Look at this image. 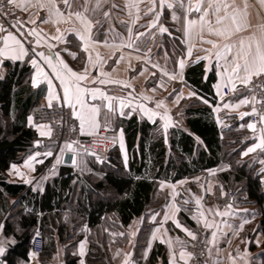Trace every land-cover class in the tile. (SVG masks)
I'll use <instances>...</instances> for the list:
<instances>
[{
  "label": "trees",
  "instance_id": "1",
  "mask_svg": "<svg viewBox=\"0 0 264 264\" xmlns=\"http://www.w3.org/2000/svg\"><path fill=\"white\" fill-rule=\"evenodd\" d=\"M110 3L113 4L109 1L104 9ZM118 10V6L116 11L111 7L114 21L118 18L117 12L124 15ZM161 12L160 26L164 25L168 32L156 34L154 51L164 56L169 65L170 62L175 65L178 56L185 55V46L171 10L165 8ZM115 22L120 30L118 34H124L129 25ZM108 28H112V21L94 28L93 38L113 40L115 36L108 34L110 31L107 33ZM3 65L5 73L0 74V219L4 217L3 238L14 241L7 245L4 256L7 264H17L19 258L28 260L29 242L37 226L44 236L41 260L50 259L61 244L65 249V264H79L76 247L87 236L90 242L87 263L113 264L114 250L129 242L128 230L137 218L141 222L134 241V258L139 264H158L159 261L167 264L166 245L156 240L150 243L156 225L152 216L169 201L161 184L212 169H217L215 176L227 193L225 201L233 198L238 205L255 206L253 212L259 216L257 232L263 236L258 257L264 264V168L259 167L264 155L260 160H255L252 154L244 155L258 137L247 138L251 130L247 127L249 115L240 120L237 115L225 112L231 125L217 121L212 108L218 98L212 90L215 76L204 80L202 63L190 64L185 71V81L197 95L180 103L178 110L184 118L179 124L165 129L161 121L150 122L136 114L119 119L114 129L120 133V142L110 155L115 167L100 165L90 155H80L77 171L63 165L51 169L41 191L12 181L8 170L12 164L22 163L35 151L43 149L35 144L40 137L27 118L33 115L37 122L48 121L50 108L40 105L44 95L42 87L34 88L31 84L32 65L11 60L4 61ZM159 77L163 78L157 72L148 85L156 84ZM247 94L249 91L229 93L225 101ZM121 142L127 150L126 160ZM14 200L16 202L12 203ZM195 208L189 201L185 206L187 211ZM187 211H180V220L191 228L194 223Z\"/></svg>",
  "mask_w": 264,
  "mask_h": 264
},
{
  "label": "crops",
  "instance_id": "2",
  "mask_svg": "<svg viewBox=\"0 0 264 264\" xmlns=\"http://www.w3.org/2000/svg\"><path fill=\"white\" fill-rule=\"evenodd\" d=\"M113 2L115 5L118 6V11H125L126 15H118L119 18H125L129 27L136 26L141 19V17L147 12L148 9L152 7V0H143L140 3V12H139V19L136 20L135 24H132V20L135 18V11L133 10V16L128 15V9L125 7L126 0H109ZM82 3L83 0H80ZM196 0H193L195 4ZM232 0H229L231 3ZM248 7V20L251 23L252 27L248 31H242L238 34H234L231 36L230 39L218 38L215 36H210L205 33V39H212L216 41V43L220 46L217 49H213L209 44H202L199 40L194 39L191 43L194 45L192 48L191 56H188V43H185V36L183 32V19L180 20H173L175 25L178 27L180 38L185 46V55L178 56L177 63L173 66L166 63V69L160 65L156 64L149 60L146 55L141 51H134L133 49L123 48L120 51H115L114 49L106 48L101 45L97 47L89 46L88 52L82 50V46H77L79 41L74 37L73 34L67 32L68 29L73 28L76 26L75 21H68V22H61L59 24H55L52 22L45 23V19L47 18V10H38L37 8L29 7L28 10H23L22 7H18L22 13L25 15V21L18 25L19 31L24 33V36L21 37L22 42L24 43L25 49L28 51V55L25 56L23 59L20 60H13L10 58L0 57V74L5 73V67L3 65L4 61L11 60V61H22L28 62L31 64V59H36L43 69V73L47 74V79L43 74H37L36 68L33 67L32 77H31V84L34 88L42 87L44 91V95L40 100V105L45 108H51L47 106V95L49 91L48 80L52 81V85L56 91V93L61 97H63V89L60 86V81L56 79V76L51 67L40 57L35 56V52H44L46 56L51 55L53 62H56V54L59 53L60 58L73 70L77 73H83L85 68H87L88 79L86 81L81 82L83 87L86 88H99L102 91L107 92L109 95L117 96V97H124L130 100L132 103L130 106H126L123 108L124 115H120V109L116 102H114V107H116V112L108 113L106 109L101 110L100 113V122L103 125L105 118L107 117L108 121L110 122V127L113 128L115 123L120 119L129 118L131 115L136 114L141 118H145L150 122H154L155 120H159L162 122L163 126L165 125V121L160 119V116H155L152 119H149L147 115H145L139 105H144L147 109L155 111L160 114L167 113V116L170 120L167 122L169 129L171 126L179 124L180 121L184 118L182 111H179L178 108L180 103L186 98H190L192 96L197 95L195 90L185 81V71L190 64L194 63H202L204 68V75L203 78L206 80L209 76H215V80L212 83V90L217 95V103L212 104L213 112L217 121L225 122L227 125H231V120L226 119L225 112L229 114H235L241 120L243 118L248 117V115H243L244 113H249L253 107V103L250 102L248 104H240V101L244 99H249L251 101L252 98V91H250V85L245 87L244 85L236 82V91H230V85L222 86L220 92L223 95V99L221 96L217 94L216 85H221L223 82L221 80V69L217 66L216 60L214 57L210 58L209 60L200 59L197 61L198 57H203L208 55L203 49H210L212 53L223 48L225 43L228 44H239L241 39L245 40V43H251L252 41L249 37L252 36L254 33L256 38L259 39L261 36V32L259 29V25L264 24V8L261 7L258 0H247ZM24 0H16V4H23ZM59 7L61 9L64 8L62 2H59ZM236 4L243 9L244 8V0H236ZM112 5V3H110ZM105 8L104 10H111V7ZM107 5H105L106 7ZM124 9V10H123ZM73 11L79 10V5H73ZM117 10V7L114 8V11ZM169 10V9H168ZM156 11L161 12L159 6V0H156ZM231 11V9H230ZM177 15H181L182 13L177 12ZM30 20L34 21V23L29 22ZM123 20V19H122ZM116 21H119L118 19ZM130 22V23H129ZM57 28H59V33L57 32ZM31 29H35L37 33L40 35L39 44H37V37L35 35H28V32ZM17 30V28H16ZM17 36H19V32H13ZM65 34V38L68 41L67 43L59 42L53 37L59 34ZM7 33H0V37L6 35ZM72 36L73 39H69ZM96 40V39H95ZM119 41L110 40L109 43ZM3 46L2 40H0V47ZM51 46V47H50ZM69 53H75L76 58L73 59L72 55ZM91 53L92 55V63H88V54ZM97 53L100 54L101 57L104 58L106 63L102 65L97 61ZM114 53V55H113ZM124 56V60L121 61L118 65L116 64V59L120 56ZM185 60V67L181 72L179 68V60ZM95 65V66H93ZM153 65H157L158 67H153ZM115 69V70H114ZM101 71L105 73H109L110 76L103 77L100 75ZM159 72L162 74L163 78H159L154 85H148V81L152 79L156 73ZM167 72L169 75H175L177 78L169 79L168 75H164ZM141 73H143L141 75ZM180 74V75H177ZM93 79L97 82L93 83ZM100 79H111V80H119L126 82L131 85V87H122L121 85L108 83V84H100ZM37 81L36 85L34 86L33 81ZM166 80L168 82H166ZM162 85V86H161ZM166 85V87H164ZM155 89V91H153ZM225 89H229L230 93L236 92H246L249 91V94L243 95L238 97L236 100L225 101L228 97L225 93ZM168 94L166 97V101L163 100L165 107L164 110H160V108H155L156 98L160 94ZM131 94V95H129ZM147 96L150 99L145 100L142 97ZM87 102L89 104H96L101 105V100L93 101L90 96H86ZM56 99L52 101V107L56 106L59 103ZM228 104L230 107L225 108L224 105ZM236 105H240L236 107ZM79 106L77 105V110ZM216 109H219L217 111ZM71 117L76 119L73 115V109L68 107ZM29 117H31V124L37 129L39 134V140L42 137H50L51 135V128L48 121H35L33 115H28L27 121L29 122ZM79 123V120L76 119ZM43 127H38V126ZM80 126V125H79ZM264 127V124H262ZM103 127H101L102 129ZM50 135L42 136L40 133L49 132ZM84 136L88 134H82ZM38 140V141H39ZM257 142H254V144ZM253 144V145H254ZM252 145V146H253ZM37 146H41L40 143ZM40 150L35 151L31 156H29L24 162L19 164H12L15 165L16 168L13 169L12 165L10 166L8 173L10 179L12 181H18L24 183L28 188L39 189L40 191L43 188V185L49 176L42 177L40 175L41 171H38L39 166L45 162L50 156L44 155V153L53 151V143L51 141L43 147L41 146ZM122 152L123 157L127 159V150L125 144H123ZM246 152V151H245ZM256 152V151H255ZM255 152H250L247 156L252 154V157ZM39 153V155H37ZM63 156V155H62ZM91 156V155H90ZM35 157V159H33ZM59 160V163H56L51 169H55L60 167V165L71 167L73 171L78 170V157L77 163L75 166L71 165H64ZM39 161H43L40 163ZM30 165V166H29ZM217 169H212L207 171L204 174L193 176L191 178L181 179L177 182H163L161 184V188L167 192L169 195V201L166 205L163 206L160 212H156L153 214L152 219L156 222V225L152 231L151 236V244L153 241H158L166 245L167 249V264H173V253H175V264H187L189 263L188 257V249L187 247L181 243L184 236L187 233L183 229H188L189 231L193 232L196 237L200 238V230H205L207 236L205 237V242L212 240V233L215 232L217 234V242L215 244H210L206 242L207 250L209 256L212 258L214 264H261V259L258 257V252L261 249V245L263 242V236L261 233L257 232V220L258 214L257 212H253L255 210V206L253 205H238L233 198L230 201L226 200V191L222 189L220 185V180L215 176ZM27 181V182H26ZM163 185V187H162ZM186 193H189L191 197L195 199H205V203L200 205L195 209H191L187 211L185 209V201H189L186 197ZM181 194L184 196H181ZM14 200L12 203H15ZM179 208L180 211H187L188 218L194 223V226L191 228L186 226L180 220V211H176L175 209ZM209 209L212 211L209 212ZM186 210V211H185ZM219 211L222 215H216V212ZM203 213V216H201ZM168 216L169 219L165 221V216ZM195 217V219L193 218ZM179 221L181 224V228H178L174 221ZM200 221L198 223L197 221ZM247 221V222H246ZM140 219H135L130 229L128 230L130 240L126 244V246L115 249L113 253V264H125V260L128 261V264H139L138 261L134 258V241L139 231ZM205 224L211 225V227H205ZM0 225H3V231L0 232V238L5 236L4 234V217L0 219ZM168 225H171L168 226ZM242 226V227H241ZM38 227V226H37ZM36 227V228H37ZM155 236V239H153ZM182 236V237H181ZM257 241L259 242L257 244ZM84 245V255L81 256V248L80 245ZM150 244V247H151ZM90 248V242L87 236H84L79 242L76 247L77 254L79 256V264L81 260H83L84 264H88L86 260L87 253ZM209 249H211V253H209ZM64 246L61 244L57 245V249L52 255V257L48 260H41L40 258L34 264H65L64 261ZM185 252L184 260H180L179 253L180 251ZM149 251V250H148ZM5 256V255H4ZM3 256V257H4ZM17 264H29L28 260L23 261L20 258L17 261ZM158 264H161L159 261Z\"/></svg>",
  "mask_w": 264,
  "mask_h": 264
},
{
  "label": "snow or ice",
  "instance_id": "3",
  "mask_svg": "<svg viewBox=\"0 0 264 264\" xmlns=\"http://www.w3.org/2000/svg\"><path fill=\"white\" fill-rule=\"evenodd\" d=\"M9 4H16V0H7ZM64 5V8L61 9L59 7L58 0H24L23 4H17L16 6L22 7L23 10H28L29 7L37 8L38 10H47V18L45 19V23L52 22L55 24H59L61 22L75 21L76 26L67 30L68 33L73 34L74 37L79 41L77 46H82V50L88 52L89 46L97 47L101 45V42L95 40L93 38V30L94 28H98L102 26L104 22H108L111 19L110 9L104 10V6L109 3V0H83L81 3L80 0H59ZM143 0H126L125 7L128 9V15L133 16V10L135 11V18L132 20V24L134 25L136 20L139 19L140 12V3ZM261 7L264 8V0H258ZM78 4L79 10L73 11V5ZM160 9H169L171 10L172 19L180 20L183 19V32L185 36V43H188V56H191L192 48L194 45L191 43L192 40L197 39L200 43L209 44L213 49H217L220 46L216 43V41L212 39H205V33L210 36H215L218 38L230 39L232 35L238 34L242 31H248L252 25L248 20V2L244 0V8L241 9L237 4L236 0H232L229 3V0H196L195 4L193 0H159ZM111 7L115 8L117 5L114 3ZM231 9V11H230ZM2 11V9H0ZM148 12H155V18L148 25L149 28L156 27L157 23L160 20V16L162 12H156V0H152V7L148 9ZM177 12L182 13L181 15H177ZM145 14H148L147 12ZM97 16H102L103 20L95 18ZM29 22L34 23V21L30 20ZM20 22L17 21L15 24H12L11 27L17 28L19 32V36L4 28L2 24H0V33H7L0 37L2 40L3 46L0 47V57L10 58L13 60L23 59L28 55V51L24 47V43L22 42L21 37L24 36L22 31H19ZM22 27V25H20ZM259 29L261 32V36L259 39L256 38L253 33L249 39L252 41L251 43H245L244 39L239 41V44H228L225 43L223 48L212 53L210 49H203L208 55L203 57H198L197 61L200 59L209 60L214 57L216 60L217 66L221 69V85H216L217 94L221 96L223 99V95L220 92L222 86L230 85V91H236V82L248 87L253 81V78H259L264 76V24L259 25ZM59 28H57V32L59 33ZM110 32H114V29L109 28ZM159 32L161 34L168 32V29L160 26ZM127 37L120 39V35L117 33L113 40L119 39V43L112 42L106 39L102 42V46L110 49H114L115 51H120L123 48L133 49L134 51H139V46L137 41L141 39V37L145 36L146 33L140 32L135 35L133 38V29L132 27L127 28ZM28 35H35L37 37V44H39L40 35L36 32L35 29H31L28 32ZM171 35V33H169ZM53 39L58 40L62 43H67L68 41L65 38V34L61 33ZM51 47V46H50ZM35 56L42 58L49 67L52 68L56 79L60 81V86L63 89V104L61 106H67L73 109V115L76 119L79 120L80 131L81 134L94 135L99 132L101 127L105 131L110 129V122L107 117L104 120L103 125L100 122V113L102 108L106 109L108 113L116 112V107H114V102H116L120 109V115H124L123 108L131 105V101L124 97H117L113 95H109L107 92L102 91L99 88H86L82 86L83 81L88 79L87 68H85L83 73H77L73 71L59 56V53L56 54V62H53L52 56H46L44 52H35ZM72 55L73 59L76 58L75 53H69ZM114 55V53H113ZM124 60V56L120 55L116 59V64L118 65L121 61ZM97 61L102 65L106 63L103 57L97 53ZM88 63H92V55L88 54ZM31 64L34 68H36L37 74L45 75L47 79V74L43 73V69L40 67L38 61L36 59H31ZM95 66V65H93ZM153 67H158L157 65H153ZM185 67V60L182 58L179 60V68L182 70ZM115 70V69H114ZM143 73H141L142 75ZM103 77L110 76L109 73H105L101 71L100 73ZM164 75H168L169 79L177 78L175 75H169L167 72ZM180 75V74H177ZM93 83L97 81L93 79ZM34 86L37 81H33ZM100 84H108L114 83L121 85L122 87H131L130 84L119 81V80H111V79H100ZM49 91L47 95V106L52 107L53 99H56L58 102L61 100V97L56 93L52 81L48 80ZM162 86V85H161ZM252 91L251 89H249ZM155 91V89H153ZM131 95V94H129ZM86 96H90V98L95 100H101V105L89 104L87 102ZM145 100L150 99L147 96L142 97ZM252 102L253 108L251 113H244L243 115H257V110L255 108V103H260V101L256 100L255 95L252 96L251 101L249 99H244L240 101V104H248ZM204 103H207V100H204ZM77 105L79 106L77 110ZM163 102L158 101L156 104L157 108H162ZM240 105H236L239 107ZM225 108L230 107V105L225 104ZM141 111L148 116L149 119H152L155 116H160L161 120L165 121V129L169 126L167 123L170 118L167 116V113L164 114L157 113L150 109H147L144 105H139ZM219 111V109H216ZM29 122L31 123V117H29ZM261 124H264V115H260ZM38 127H43L38 126ZM249 129L253 132H256V124L249 123L247 125ZM42 136L50 135L49 132H41ZM122 136V134H121ZM257 142L249 147L244 155H248L250 152H255L257 149L264 151V128L260 129V135L256 138ZM65 147L68 151H73L72 144H66ZM121 147H123V143L121 142ZM63 151V149H62ZM93 155L95 153H92ZM39 155V153L37 154ZM46 156H51V152L44 153ZM35 159V157H33ZM42 163L43 161H39ZM74 162V161H73ZM102 162V161H101ZM264 163V161H261ZM59 163V160L57 161ZM30 166V165H29ZM12 168L15 169L16 166L12 165ZM27 182V181H26ZM163 187V185H162ZM185 204L188 201L184 202ZM196 204L199 207L200 200H196ZM177 212L180 211L179 208L175 209ZM212 210L209 209V212ZM216 215H222L219 211L216 212ZM203 216V213H201ZM195 219V217H193ZM169 217L165 216V221H167ZM200 223V221H197ZM247 222V221H246ZM178 228H181V224L179 221H174ZM205 227H211L209 224H205ZM242 227V226H241ZM189 237L193 240H196V235L189 231L188 229H183ZM3 231V225H0V232ZM155 239V236H153ZM14 241H9L7 238H0V257H3L7 251V245L9 243H13ZM210 244H215L217 242V234L215 232L212 233V240L206 241ZM183 243V242H181ZM259 242L257 241V244ZM81 252L80 255H84V245H80ZM209 253H211V249H209ZM33 256L36 254L33 253ZM180 260H184L185 252L182 250L179 253ZM189 259L192 258V254L188 253ZM146 258V256H145ZM80 264H84L83 260H81ZM125 264H128V261L125 260ZM173 264H175V253H173ZM185 264L187 262L185 261Z\"/></svg>",
  "mask_w": 264,
  "mask_h": 264
},
{
  "label": "built area",
  "instance_id": "4",
  "mask_svg": "<svg viewBox=\"0 0 264 264\" xmlns=\"http://www.w3.org/2000/svg\"><path fill=\"white\" fill-rule=\"evenodd\" d=\"M17 4H9L7 0H0V24L4 28L11 32H16V28L11 27L17 21L20 23L25 21V15L16 6ZM252 95H255L256 100L260 103H255L257 115H249L250 123L256 124V132L251 130V136L256 137L260 135V129L262 124L260 121V115H264V76L259 78H253L250 84ZM225 93H230L229 89H225ZM63 101L59 102L55 108L49 109L48 123L51 128L50 137H42L39 140L41 146L45 147L49 141L53 143L52 155L48 158L47 164L42 169L40 175L47 177L51 168L61 159L65 152H73L77 157L80 155H91L94 160L100 164H109L115 166L111 160V152L119 145L120 133L117 129L110 128L105 131L103 128L94 135H82L80 131L79 123L76 119L71 117L67 106H61ZM253 108V107H252ZM252 112V109L249 113ZM66 144H72L73 151H68L65 147ZM63 149V151H62ZM92 153H95L94 155ZM264 155V151L257 149L254 153V159L260 160ZM102 161V162H101ZM260 168H264V164L261 162ZM234 196L233 193L230 194ZM186 197L193 207H198L194 197H191L189 193H186ZM200 205L205 202V199H199ZM199 205V206H200ZM200 238L193 240L188 235L182 239L183 244L187 247L189 253L192 254V258L188 264H214L212 258L209 256L206 250L205 237L207 233L205 230H200ZM44 246V236L39 227H37L29 242L28 263L34 264L39 258ZM36 255L33 256L32 254ZM0 264H7L4 257H0Z\"/></svg>",
  "mask_w": 264,
  "mask_h": 264
},
{
  "label": "rangeland",
  "instance_id": "5",
  "mask_svg": "<svg viewBox=\"0 0 264 264\" xmlns=\"http://www.w3.org/2000/svg\"><path fill=\"white\" fill-rule=\"evenodd\" d=\"M122 12L124 13V15H126V12L125 11H122ZM156 12H158V11H156ZM155 14H156L155 12H148V14H144L141 17V19L139 20L138 24L136 26L134 25L132 27V29H133V38H135V35L137 33H140V32L146 33L145 36L141 37V39L139 41H137V44L139 46V51L143 52L149 60H151L152 62H155L156 64L158 63V64L162 65L166 69L165 66H166V63L168 64V62L166 61V59L164 58V56H161L160 54H156V52L154 51L155 50V47L157 46L156 45V34L159 32V28H160V24H161V23H159L160 20L157 23L156 27H152V28H149L148 27V25L151 23V21L155 18ZM115 15L117 16V15H120V14H119V12H117ZM110 16H111V19L109 20V22L112 21V29H114V32H111V33L109 32L108 33L109 28L106 29V31L111 36H116V34L118 32H120V30L116 27L117 26V23L115 22L116 20L114 21V19L112 18V15L111 14H110ZM100 17H102V16H97L95 18H98L99 19ZM100 19H103V18H100ZM117 19L119 21L123 22L124 24L125 23L126 24L128 23L127 21H125V18L124 17H122L123 20L121 18H119V17ZM162 26L165 27L164 25H162ZM120 35H121L120 36V39L126 38L127 35H128L127 30L124 32V34H120ZM108 41H110V40H108ZM170 65L173 66L171 64V62H170ZM159 78L161 79L162 77H159ZM166 82H168V81L166 80ZM164 87H166V85ZM167 93H166V91H165L164 94H160V93L157 92L156 95H158V96L156 98V104H157L158 101H162V102H163V100L166 101V97L168 95ZM164 102H163V105H164L163 107H165ZM163 107L160 108V110H164ZM155 108H157V107L155 106ZM113 128H114V126H113ZM251 137L252 136H251V130H250V133L247 136V138H251ZM113 167H115V166H113ZM231 193L232 192H229V195Z\"/></svg>",
  "mask_w": 264,
  "mask_h": 264
},
{
  "label": "water",
  "instance_id": "6",
  "mask_svg": "<svg viewBox=\"0 0 264 264\" xmlns=\"http://www.w3.org/2000/svg\"><path fill=\"white\" fill-rule=\"evenodd\" d=\"M36 145L39 144V141H36L35 143ZM74 161V162H73ZM62 164L64 165H71V166H75L77 163V156L75 153L73 152H65L62 156V160H61Z\"/></svg>",
  "mask_w": 264,
  "mask_h": 264
}]
</instances>
